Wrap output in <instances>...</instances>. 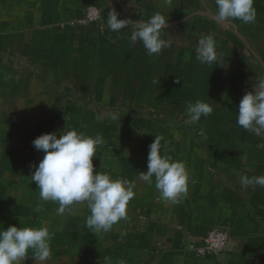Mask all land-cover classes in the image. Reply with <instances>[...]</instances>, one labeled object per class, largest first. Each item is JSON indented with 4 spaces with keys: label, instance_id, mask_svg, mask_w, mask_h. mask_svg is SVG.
Masks as SVG:
<instances>
[{
    "label": "crops",
    "instance_id": "0c3cea01",
    "mask_svg": "<svg viewBox=\"0 0 264 264\" xmlns=\"http://www.w3.org/2000/svg\"><path fill=\"white\" fill-rule=\"evenodd\" d=\"M92 7L100 16L87 21ZM254 7L256 22L245 24L217 20L215 0H0V229L46 223L53 236L47 261L30 249L21 264H264V188L239 180L264 175V136L236 124L240 100L264 76V0ZM112 10L135 22L162 13L170 47L148 56L130 44L132 25L110 32ZM209 34L211 65L196 58ZM197 100L213 113L185 123ZM69 130L102 137L94 174L134 185L126 217L108 232L86 226L87 202L58 215L30 182L44 155L32 141ZM155 138L189 172L177 203L160 198L154 177L138 176ZM213 229L229 234L228 245L201 256Z\"/></svg>",
    "mask_w": 264,
    "mask_h": 264
},
{
    "label": "clouds",
    "instance_id": "9594fccd",
    "mask_svg": "<svg viewBox=\"0 0 264 264\" xmlns=\"http://www.w3.org/2000/svg\"><path fill=\"white\" fill-rule=\"evenodd\" d=\"M215 5L216 18L221 22H256L254 0H215ZM128 25H132L130 44L141 42L148 56L159 55L170 47V42L162 38L168 25V18L162 13L155 12L147 21L142 19L140 22L119 19L116 10L107 14L106 27L110 32L120 33ZM196 58L201 64L211 65L217 61L216 42L211 34L199 39ZM212 113L213 107L209 103L197 100L187 105L185 123L195 124ZM111 118L116 120L117 114ZM236 124L256 136H264V76L257 78L253 91L246 92L240 100ZM102 142L99 135L85 136L76 130L64 131L59 138L56 133H46L32 141L34 148L44 153L38 166H33L35 171L30 178V182L37 185L40 200L58 203V215L71 210L73 205L87 202L90 214L86 226L95 234L110 231L113 225L124 219L127 205L135 195L134 185L127 180H113L101 171L94 174L93 158ZM147 169L138 176L149 184L154 177L155 188L162 200L177 203L182 195L187 194L189 172L185 164L162 155L158 138L149 146ZM239 180L244 187L264 188V175H241ZM35 211H40L39 205ZM52 238L46 223L35 228L9 226L5 230L3 227L0 229V264H21L30 249L36 259L47 261L52 255ZM104 264H112L111 259L106 258Z\"/></svg>",
    "mask_w": 264,
    "mask_h": 264
},
{
    "label": "built area",
    "instance_id": "2783aa9c",
    "mask_svg": "<svg viewBox=\"0 0 264 264\" xmlns=\"http://www.w3.org/2000/svg\"><path fill=\"white\" fill-rule=\"evenodd\" d=\"M100 16L99 10L92 7L87 11V21H94ZM229 242V234L221 229H213L207 233L204 238L203 245L197 249V253L201 256H218L222 254Z\"/></svg>",
    "mask_w": 264,
    "mask_h": 264
}]
</instances>
